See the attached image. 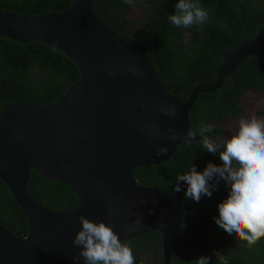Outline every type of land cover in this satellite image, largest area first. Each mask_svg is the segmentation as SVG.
<instances>
[{"label":"water","instance_id":"95a60500","mask_svg":"<svg viewBox=\"0 0 264 264\" xmlns=\"http://www.w3.org/2000/svg\"><path fill=\"white\" fill-rule=\"evenodd\" d=\"M96 1L71 0L63 12L36 17L0 11L1 38L44 43L79 71L77 81L50 104L12 100L0 110V178L27 222L21 237L0 224V264H85L83 258L72 259L80 251L73 240L82 227L81 214L112 226L121 241L159 232L162 263L169 264L183 204L157 186L141 185L133 172L170 159L191 128L189 113L200 93L220 89L264 46V27L251 39L241 0H230L240 12L245 37L226 52L213 81L194 85L180 98L159 80L137 40L94 15ZM172 109L176 115L165 114ZM169 130L179 139L169 140ZM157 147L169 151L157 156ZM33 169L70 187L78 199L74 208L54 210L36 202L28 192Z\"/></svg>","mask_w":264,"mask_h":264},{"label":"trees","instance_id":"16d2710c","mask_svg":"<svg viewBox=\"0 0 264 264\" xmlns=\"http://www.w3.org/2000/svg\"><path fill=\"white\" fill-rule=\"evenodd\" d=\"M71 0H0V11L20 16L36 17L51 11H65ZM179 0H134L135 7L124 0H97L93 13L110 28L138 41L148 53L159 80L172 94L186 98L190 89L198 83L213 81L216 70L227 51L239 45L246 35V28L230 0H193L208 11L209 18L201 27H176L168 19L175 14ZM250 28V38L264 27V0H241ZM136 18V19H134ZM134 19V20H132ZM190 37V43L185 38ZM264 49V46L262 47ZM264 76V60L248 59L226 77L220 89L200 93L189 113L191 129L197 131L205 125L213 126L208 136L215 137L223 131L222 124L230 115L241 113L238 99L243 91L259 82ZM79 78L75 64L62 53L44 43L22 44L0 37V110L9 101H24L47 105L58 99ZM197 141L183 140L176 152L164 163L143 165L133 172L141 185L157 186L174 201H182L186 207L183 233L184 246L172 255L171 264H196L200 256H215L214 239L223 236V229L214 220L218 217V204L228 197L219 183L211 198L199 202L186 199V184L175 191L176 176L190 170L192 164L202 172L215 155H206ZM215 158H218L215 157ZM28 192L36 202L54 210H70L78 203L74 191L58 182L48 181L35 169L28 182ZM200 211L193 216V210ZM0 224L16 236L27 231V222L18 207L9 185L0 178ZM219 232V233H218ZM158 235L157 231L152 232ZM150 234V233H149ZM139 234L126 243L133 254L149 249L158 237ZM181 237V236H180ZM174 246V244H173ZM177 247H175L176 249ZM219 254V252H218ZM134 257V255H133Z\"/></svg>","mask_w":264,"mask_h":264},{"label":"clouds","instance_id":"9594fccd","mask_svg":"<svg viewBox=\"0 0 264 264\" xmlns=\"http://www.w3.org/2000/svg\"><path fill=\"white\" fill-rule=\"evenodd\" d=\"M125 4L135 7L134 0H124ZM209 18L208 11L193 0H179L175 5V14L168 19L176 27L202 28ZM133 74H140L136 68H129ZM172 109L166 115H176ZM213 126L205 125L199 129L198 142L203 151L218 155L220 165L209 162L202 172L192 164L190 170L176 176L175 191L180 192L181 182L186 184V199L199 202L203 197L211 198L217 190L219 181L223 180L229 187V195L218 204V217L215 223L227 234H236L254 245L264 238V119L252 117L240 118L230 138L217 142L207 133ZM197 131L189 129L184 139L192 141ZM169 140L179 139V135L169 130ZM167 147H157L156 155H166ZM140 203H144L141 201ZM113 210L108 215L113 216ZM139 217V216H138ZM82 227L76 234L73 245L80 251L72 257L73 261L83 258L85 264H134L132 249L123 243L113 227L104 221L94 222L81 214L78 217ZM136 223L142 225L140 218ZM218 255V252L216 253ZM210 257L200 256L196 264H209Z\"/></svg>","mask_w":264,"mask_h":264},{"label":"flooded vegetation","instance_id":"af4514ba","mask_svg":"<svg viewBox=\"0 0 264 264\" xmlns=\"http://www.w3.org/2000/svg\"><path fill=\"white\" fill-rule=\"evenodd\" d=\"M190 41V37L185 38L187 45L190 43ZM257 59L260 62L264 60V49L261 48V50L257 53ZM262 77L263 78H260L259 82H255L252 87L246 88L238 99V105L242 107L241 113L230 115L227 119H225L224 123L222 124L223 131L217 134L215 137L209 136L210 139H214L219 142L222 139L230 138L232 133L235 131L240 118L250 119L254 116L257 119H264V76ZM205 154L210 156L211 153L207 152ZM217 156L218 155H215L211 159H217L219 161L218 165H220L222 162L220 161L219 157L215 158ZM219 183L225 188L226 193L229 195V187L226 185V183L223 180L219 181ZM183 207L184 218L186 215V207L184 204ZM199 212L200 211H197L196 209L193 210V216H199ZM183 221L180 232L174 241L169 264H171L173 254L178 256L177 249L183 247L181 251H183L184 254L187 253V249L191 250L189 246H184L183 243L179 242L183 241V233L187 229L184 226ZM152 232L155 231H151L149 232L150 234H148L152 235ZM153 236L158 238L149 244V249L140 252V257H137L135 254H133L134 264H163L160 233H158V235L153 234ZM213 243L215 253L219 252V254L217 257L210 256L209 264H264V238L258 240L254 245L249 246L246 240L240 239L235 233H233V235H229L223 230V236L221 238H215ZM175 247L177 248L175 249ZM172 264L175 263L172 262Z\"/></svg>","mask_w":264,"mask_h":264},{"label":"rangeland","instance_id":"374dc122","mask_svg":"<svg viewBox=\"0 0 264 264\" xmlns=\"http://www.w3.org/2000/svg\"><path fill=\"white\" fill-rule=\"evenodd\" d=\"M134 19H136V18H134ZM134 19H132V20H134Z\"/></svg>","mask_w":264,"mask_h":264}]
</instances>
